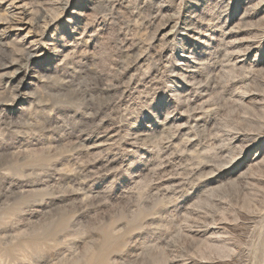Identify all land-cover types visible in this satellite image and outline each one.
I'll return each mask as SVG.
<instances>
[{
    "label": "rangeland",
    "instance_id": "374dc122",
    "mask_svg": "<svg viewBox=\"0 0 264 264\" xmlns=\"http://www.w3.org/2000/svg\"><path fill=\"white\" fill-rule=\"evenodd\" d=\"M0 264H264V0H0Z\"/></svg>",
    "mask_w": 264,
    "mask_h": 264
},
{
    "label": "bare ground",
    "instance_id": "6f19581e",
    "mask_svg": "<svg viewBox=\"0 0 264 264\" xmlns=\"http://www.w3.org/2000/svg\"><path fill=\"white\" fill-rule=\"evenodd\" d=\"M13 1V0H12ZM20 6V5H19ZM18 9V8H17ZM9 13V12H8ZM18 13H21L20 11ZM28 19V18H27ZM23 17L18 15L17 12L12 13L11 19L9 20V24L14 27V29H23L24 26L22 24ZM50 20V19H49ZM24 22V21H23ZM29 34V33H28ZM27 36V35H26ZM34 43V40L31 41V44ZM30 44V43H29ZM36 44V43H35ZM33 45V44H32ZM33 47V46H32ZM29 55L32 56L34 52V47L30 49Z\"/></svg>",
    "mask_w": 264,
    "mask_h": 264
}]
</instances>
